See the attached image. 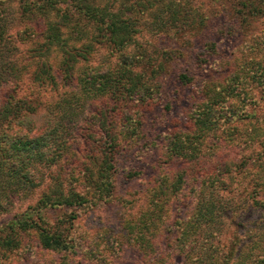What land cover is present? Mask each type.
<instances>
[{
    "label": "trees",
    "instance_id": "1",
    "mask_svg": "<svg viewBox=\"0 0 264 264\" xmlns=\"http://www.w3.org/2000/svg\"><path fill=\"white\" fill-rule=\"evenodd\" d=\"M29 2L19 15L40 19L37 59L17 65L0 24V264H116L109 254L133 249L137 264H264V30L252 33L264 0H230L215 25L250 40V57L230 61L207 39L184 68L172 64L182 49L153 54L144 33L190 43L216 13L203 2ZM98 45L115 65L88 64ZM117 175L142 195L117 193Z\"/></svg>",
    "mask_w": 264,
    "mask_h": 264
},
{
    "label": "rangeland",
    "instance_id": "2",
    "mask_svg": "<svg viewBox=\"0 0 264 264\" xmlns=\"http://www.w3.org/2000/svg\"><path fill=\"white\" fill-rule=\"evenodd\" d=\"M29 1H30L29 4L33 2V0H29ZM229 1L230 0H195V3L203 2L204 3L203 6L206 9V11H209L212 8L216 12L212 14L211 17H209L207 25L203 27L204 30L196 35H192V36L189 35L188 39L190 40V43L188 44L184 43L185 39L181 36L175 37L167 33L153 34L152 32L147 31L144 33V37L145 39L150 41V44L152 43L151 45H149V49L152 50L153 46L155 47L156 50L154 51L153 54H158V51L160 52L162 49H175V48H178L180 50L182 49L183 53L185 54L184 57L180 59H175L172 62V64L178 67L181 66L183 68L186 66L188 67L190 66L193 54L196 53L197 49L202 48L203 42L206 41L207 39H213L215 41H219V48H220L219 53L223 54V56L225 57H228L227 59H231L230 61H232L233 58L244 60L247 57H250L249 54L251 53V51H249L250 50L249 47L251 48L253 45L249 43L250 40H245L241 37L226 38L224 36L221 37L218 35L220 29L218 30V28H216L215 25H219L222 27L223 25L222 22L224 19L220 14H223L225 11H228L226 8H224L223 10V6L226 7ZM23 4H24L23 0H0V24L3 22L5 24L6 31L4 35H6V37H8V39L10 40L17 41L15 43L17 45L16 46L17 48L12 49L11 51V52H15L16 55L15 63L17 65H24L23 64L24 61H34L35 59L38 58L39 55L37 51L36 52L32 51V47H31L32 44L30 42L31 41L30 39L34 35L38 34L37 30L38 27L40 28V23H39L40 19L39 20H36V18H34V20L31 19V16H28L29 15L28 12H25L23 13L24 15L20 16L19 14H22ZM29 4L28 6L26 4L27 9H29V7H32L29 6ZM221 10L224 12L220 13ZM224 15L226 16L227 14ZM25 26H28V28ZM260 30L262 31L264 30V17L257 18L253 23V31H254V32L252 31L253 35H256V33L257 34L260 33ZM261 49L259 48L256 49L257 51L256 56L262 57L264 59V55ZM31 57L34 58L30 60ZM118 59H119V55L115 53L114 50H111V48H107L102 45H98L96 47V50L90 56V62H88V64L96 65L98 63H103V65H115ZM226 65H229V62H227ZM222 71L223 70L219 71V74ZM166 74L167 77H165V85L163 87V91H168L171 89L170 82L174 77L171 70H169V72H166ZM180 106L181 105L175 107L174 113L178 111ZM158 110H159L158 105H154L153 107L151 106L150 108H144L143 113L142 110H140V112L143 114V119H144L143 129L145 131H148L149 133L151 132L154 133L155 129L159 127V122H157V120H156L157 125L151 127V120H153V114H156L157 117V114H159ZM171 115H173V111L171 112ZM161 129H164V127H162ZM149 162L150 161H148L147 163V169H149ZM146 173H149V171L146 170ZM137 180L138 179L126 181L123 179V177L121 178V175H117L116 192L122 193L128 188L131 191H135L134 192L135 196L140 197L142 194L140 192H137V190L142 188V184ZM114 212H115L114 207L111 208L108 207L104 209L103 212H101V218L111 227L116 224ZM249 213L250 212L248 211L247 215ZM51 215L52 217H54L55 213ZM250 217H255V213ZM90 218L91 217H86L80 220L77 224L81 226L82 225L87 226L90 223H93ZM97 219L98 218H95L94 222H96ZM247 244L249 245L250 242L248 240H245L244 242L241 243L240 246H238V249L245 250L246 247H248ZM133 250L121 251L118 254L119 256L117 257V259L116 258L113 259L111 257L112 254H109L108 256L110 257L109 260L110 262L111 260H113L112 262H116V264H137L138 263L137 257L139 255H137L136 252ZM57 255L58 254H53L55 259H57ZM175 260L177 263H179L181 257H176ZM76 264H97V262H95V259L81 258L79 262Z\"/></svg>",
    "mask_w": 264,
    "mask_h": 264
}]
</instances>
